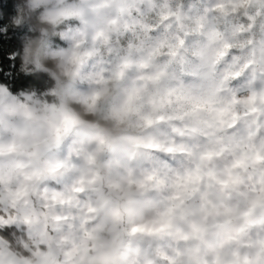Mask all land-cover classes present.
<instances>
[{"label": "clouds", "instance_id": "obj_1", "mask_svg": "<svg viewBox=\"0 0 264 264\" xmlns=\"http://www.w3.org/2000/svg\"><path fill=\"white\" fill-rule=\"evenodd\" d=\"M0 264H264V0H0Z\"/></svg>", "mask_w": 264, "mask_h": 264}, {"label": "trees", "instance_id": "obj_2", "mask_svg": "<svg viewBox=\"0 0 264 264\" xmlns=\"http://www.w3.org/2000/svg\"><path fill=\"white\" fill-rule=\"evenodd\" d=\"M8 7H10V5Z\"/></svg>", "mask_w": 264, "mask_h": 264}]
</instances>
